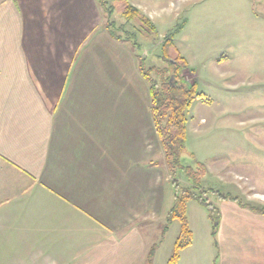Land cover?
Listing matches in <instances>:
<instances>
[{"label":"crops","instance_id":"obj_1","mask_svg":"<svg viewBox=\"0 0 264 264\" xmlns=\"http://www.w3.org/2000/svg\"><path fill=\"white\" fill-rule=\"evenodd\" d=\"M101 9L0 0V264H147L159 242L167 166L149 86ZM215 206L216 235L188 205L175 264H264V213ZM170 229L151 264H168Z\"/></svg>","mask_w":264,"mask_h":264},{"label":"rangeland","instance_id":"obj_2","mask_svg":"<svg viewBox=\"0 0 264 264\" xmlns=\"http://www.w3.org/2000/svg\"><path fill=\"white\" fill-rule=\"evenodd\" d=\"M109 1L113 14L108 17L101 7L103 24L114 22L116 34L153 80L160 82L163 69L171 73V60L178 54L188 63L184 78L196 84L201 97L189 110L181 160L184 166L195 168L197 162L205 166L196 193L215 208L224 199L218 192L249 208L264 206V0ZM128 5L141 14L123 17ZM169 33H176L173 46L166 43ZM158 148L161 171L167 164L160 142ZM167 168L159 240L175 197ZM176 179L180 189L192 187L184 171L179 170ZM200 204L192 199L189 209L206 210L214 224L211 207ZM170 230L169 240L179 234L178 220Z\"/></svg>","mask_w":264,"mask_h":264},{"label":"trees","instance_id":"obj_3","mask_svg":"<svg viewBox=\"0 0 264 264\" xmlns=\"http://www.w3.org/2000/svg\"><path fill=\"white\" fill-rule=\"evenodd\" d=\"M97 2L105 10L107 16L111 17L113 14V5L110 1L97 0ZM139 14L141 12L136 7L128 5L123 12V17L132 19ZM113 23L111 20V23L106 25V29L113 38L122 41L121 36L116 34L115 27L112 28L111 24ZM175 34L169 33L170 37H168L166 42L169 44L167 45H174ZM171 64L172 71L169 75H167L169 72L168 69L160 71L162 78L159 83L150 77V73L144 72L140 66V70L149 85L152 120L164 151L165 162L173 178V184L175 185L174 203L167 213L165 223L161 229L159 242L153 244L148 253L147 264L152 263L156 250L175 220L179 221L180 230L168 264H175L180 257L181 251L191 245L194 235L188 220V203L190 200L197 199L204 206L211 207L210 217L214 221L212 231L214 235H216L220 223V214L216 211L217 209L195 191L201 188V178L205 173V166L201 162H197L196 167L192 168L191 166H184L181 160L187 138L189 110L194 100L201 97V94L196 90L195 83L189 84L184 78L183 72L188 68L186 59L178 54L175 59L171 60ZM179 170L184 171L186 176L192 181V187H183L180 189L181 186L176 179V173ZM218 197L224 199L229 198V196L221 194L220 192H218ZM251 209L264 213V206H251ZM214 212L217 215H214Z\"/></svg>","mask_w":264,"mask_h":264}]
</instances>
